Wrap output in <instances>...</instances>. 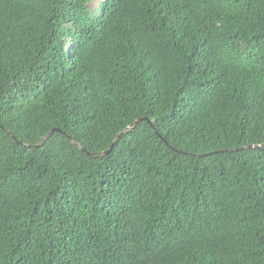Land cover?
I'll list each match as a JSON object with an SVG mask.
<instances>
[{"label":"trees","instance_id":"1","mask_svg":"<svg viewBox=\"0 0 264 264\" xmlns=\"http://www.w3.org/2000/svg\"><path fill=\"white\" fill-rule=\"evenodd\" d=\"M263 145L264 0H0V264H264Z\"/></svg>","mask_w":264,"mask_h":264},{"label":"water","instance_id":"2","mask_svg":"<svg viewBox=\"0 0 264 264\" xmlns=\"http://www.w3.org/2000/svg\"><path fill=\"white\" fill-rule=\"evenodd\" d=\"M143 120V119H142ZM141 120V121H142ZM138 123V122H137ZM137 123H135L134 125H133V127H135L136 125H137ZM56 130H53V131H51L47 136H45L42 140H41V142L38 144V146L37 147H39V146H41L46 140H48L52 135H53V133L55 132ZM118 139H119V137L115 140V142L112 144V146H111V148L109 149V151L106 153V154H108L109 152H110V150L114 147V145H115V143L118 141ZM72 141L80 148V149H83L76 141H74L73 139H72ZM262 147H264V145L262 146ZM248 149H258V148H260V147H257V146H250V147H247Z\"/></svg>","mask_w":264,"mask_h":264},{"label":"rangeland","instance_id":"3","mask_svg":"<svg viewBox=\"0 0 264 264\" xmlns=\"http://www.w3.org/2000/svg\"><path fill=\"white\" fill-rule=\"evenodd\" d=\"M98 7V4H95V8H97Z\"/></svg>","mask_w":264,"mask_h":264}]
</instances>
